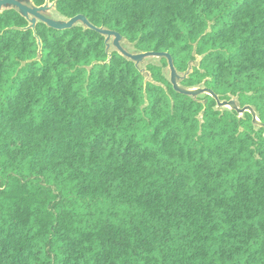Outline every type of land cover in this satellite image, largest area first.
Segmentation results:
<instances>
[{"label":"trees","instance_id":"trees-1","mask_svg":"<svg viewBox=\"0 0 264 264\" xmlns=\"http://www.w3.org/2000/svg\"><path fill=\"white\" fill-rule=\"evenodd\" d=\"M46 0H33L42 5ZM169 52L264 123V0H50ZM0 12V264H264V127L77 24Z\"/></svg>","mask_w":264,"mask_h":264},{"label":"water","instance_id":"water-1","mask_svg":"<svg viewBox=\"0 0 264 264\" xmlns=\"http://www.w3.org/2000/svg\"><path fill=\"white\" fill-rule=\"evenodd\" d=\"M55 6H56V1L51 2L50 0H46L45 3L42 5H36L33 2V0H0V12L4 11L5 9H16L21 15H23L29 21V25L24 29H33L36 35H37L36 25L39 21H42L46 23L48 26L59 30L72 28L73 26L82 23L85 27L98 31L99 33L106 36L105 41H106V52L108 53L109 56L108 61L110 60L112 55L110 51L111 44L109 42L111 37L114 38L113 44L115 48L122 55L135 61L138 67L140 62H143L144 59H146V57H150V56L166 57L169 64L168 66L171 70L170 80L176 90L185 94L193 95L194 97L203 93L209 94L216 99L218 103V108L227 106L230 109L237 110L240 115H243L244 112L249 111L253 116V123L257 124L258 126L264 127V123L259 118L257 110L252 105L247 104L241 107L237 98L235 99L233 98L231 100H221L219 98V95L210 88L201 87V86H184L180 84V80L186 78L191 73L192 71L191 69L193 67L191 63L189 64L188 70L185 72L186 75L180 79L177 74L178 70L175 67L173 56L169 52H158V51L130 52L122 44L124 37L120 32L107 28L105 26H97L93 24L84 14H77L66 20H57L52 17H49L46 13L49 12L51 9L55 8ZM38 40L40 46L39 52L41 53L42 41L39 36H38ZM141 71L145 74L142 68ZM149 79H151V77ZM149 79L146 76V80Z\"/></svg>","mask_w":264,"mask_h":264},{"label":"rangeland","instance_id":"rangeland-1","mask_svg":"<svg viewBox=\"0 0 264 264\" xmlns=\"http://www.w3.org/2000/svg\"><path fill=\"white\" fill-rule=\"evenodd\" d=\"M46 14H47L49 17H52V18L57 19V20H66V19H68V18L62 16L60 13H58V12L56 11V8L51 9V10H50L49 12H47ZM80 24H82V23H80ZM113 39H114V38L111 37L110 40H109V42H110V44H111L110 51H111V50H115V46H114V44H113ZM122 44H123L124 47H125L127 50H129L130 52H135V49H134L133 45H132L131 43L127 42L125 39L122 41ZM199 60H200V57H199L195 62L191 61L190 63H191L192 65H194V64H198ZM148 62H151V63H154V64H162V62H161V57H158V56H150V57H146V59H144L143 62H140L139 67L143 69V71L145 72L147 78L149 79V78H150V73L146 71V65H147ZM168 65H169V64H168ZM191 70H192V69H191ZM165 72H166V75H168V77L171 76V70H170L169 66L165 67ZM177 74H178V77H179L180 79L186 75V74L183 73V72H182V73H179V72H178ZM180 81H181V80H180ZM201 87H203V86H201ZM233 98L235 99L236 97H233ZM233 98H232V99H233ZM226 107H227V106H226ZM226 107L224 106V107H221V108H226Z\"/></svg>","mask_w":264,"mask_h":264}]
</instances>
